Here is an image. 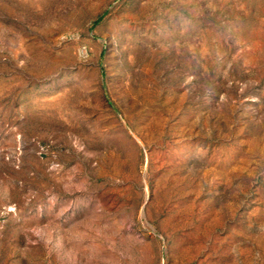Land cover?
Returning <instances> with one entry per match:
<instances>
[{
  "label": "rangeland",
  "instance_id": "1",
  "mask_svg": "<svg viewBox=\"0 0 264 264\" xmlns=\"http://www.w3.org/2000/svg\"><path fill=\"white\" fill-rule=\"evenodd\" d=\"M0 264H264V0H0Z\"/></svg>",
  "mask_w": 264,
  "mask_h": 264
}]
</instances>
